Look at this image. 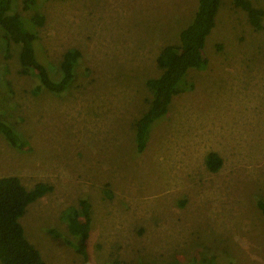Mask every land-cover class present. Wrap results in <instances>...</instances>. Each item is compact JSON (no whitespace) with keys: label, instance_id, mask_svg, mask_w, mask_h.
Segmentation results:
<instances>
[{"label":"rangeland","instance_id":"374dc122","mask_svg":"<svg viewBox=\"0 0 264 264\" xmlns=\"http://www.w3.org/2000/svg\"><path fill=\"white\" fill-rule=\"evenodd\" d=\"M249 1L264 10V0ZM197 7L198 0L13 4L53 79L68 50L81 53L63 94L33 96L36 77L20 73V46L7 45L0 29V115L29 142L18 151L0 134V178L53 187L20 219L46 264H83L62 219L83 198L92 204V264H264V30L233 0L222 1L206 39L208 68L189 70L193 87L174 97L137 152L136 125L153 98L147 81L161 74V51L180 45ZM37 14L42 26L32 23ZM212 152L223 160L217 173L206 164Z\"/></svg>","mask_w":264,"mask_h":264},{"label":"trees","instance_id":"16d2710c","mask_svg":"<svg viewBox=\"0 0 264 264\" xmlns=\"http://www.w3.org/2000/svg\"><path fill=\"white\" fill-rule=\"evenodd\" d=\"M17 0H0V29L2 39L8 45L20 46V64L23 75L34 74L36 85L31 90L33 96H39L44 90L55 95L63 94L75 79V67L81 53L77 49L68 50L60 64L61 78L51 77L47 66L36 55L34 43L37 35L31 33L20 16L12 14L13 4ZM223 0H198V7L191 23L179 34L180 45H168L161 51L157 63L161 74L147 81L152 94L148 111L136 125L137 152L144 153L147 148L151 127L155 121L166 117L174 97L189 91L193 86L188 84L189 70H206L209 59L204 53L207 37L216 25V18ZM24 9L29 10L35 0H23ZM233 6L247 14L248 21L255 31L264 30V10L253 6L249 0H233ZM45 18L37 14L32 23L44 24ZM1 112V111H0ZM0 134L16 150L23 151L29 142L0 115ZM206 164L210 172L217 173L223 165L219 154L212 152L207 156ZM53 191L51 185L39 183L32 189L26 188L18 177L0 178V264H46L40 252L25 236L20 219L26 214L28 207ZM106 197L112 194L106 191ZM185 205V201L180 203ZM258 208L264 215V202L258 201ZM66 223V232L70 239L67 244L75 248L81 256L83 264H92L87 242L92 231V204L83 198L77 207L68 209L62 216ZM60 237V232L54 231ZM76 238L79 244L72 242ZM72 239V240H71ZM75 239V240H76Z\"/></svg>","mask_w":264,"mask_h":264}]
</instances>
